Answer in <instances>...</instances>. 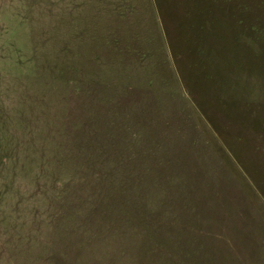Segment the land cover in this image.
<instances>
[{"label":"rangeland","instance_id":"1","mask_svg":"<svg viewBox=\"0 0 264 264\" xmlns=\"http://www.w3.org/2000/svg\"><path fill=\"white\" fill-rule=\"evenodd\" d=\"M0 264H264V0H0Z\"/></svg>","mask_w":264,"mask_h":264}]
</instances>
